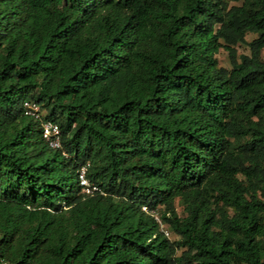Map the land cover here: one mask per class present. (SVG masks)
I'll list each match as a JSON object with an SVG mask.
<instances>
[{"label": "trees", "instance_id": "1", "mask_svg": "<svg viewBox=\"0 0 264 264\" xmlns=\"http://www.w3.org/2000/svg\"><path fill=\"white\" fill-rule=\"evenodd\" d=\"M263 51L264 0H0V264H264Z\"/></svg>", "mask_w": 264, "mask_h": 264}, {"label": "built area", "instance_id": "2", "mask_svg": "<svg viewBox=\"0 0 264 264\" xmlns=\"http://www.w3.org/2000/svg\"><path fill=\"white\" fill-rule=\"evenodd\" d=\"M24 112L26 115L33 117L35 119H42V111L38 104L33 101H25L23 103ZM42 135L45 141L51 148L57 149L60 148V134L59 128L56 123L51 121H42L41 122ZM87 165H82L77 169V178L78 184L81 190V193L85 195H92L94 193L100 192V189L93 184L87 177ZM142 211L150 214L160 225L161 230H163L165 236H169V232L164 229L162 222L159 218L157 212L149 210L146 206H142Z\"/></svg>", "mask_w": 264, "mask_h": 264}, {"label": "rangeland", "instance_id": "3", "mask_svg": "<svg viewBox=\"0 0 264 264\" xmlns=\"http://www.w3.org/2000/svg\"><path fill=\"white\" fill-rule=\"evenodd\" d=\"M252 38V35H247L246 36V41H250ZM237 53L241 54V53H248V48L246 45H241V46H237ZM264 53V51H263ZM217 59H218V63L220 66L223 67H230V62H229V58L227 55V52L224 49H220L218 54L216 55ZM177 210L178 212H181V207L179 205H177Z\"/></svg>", "mask_w": 264, "mask_h": 264}]
</instances>
